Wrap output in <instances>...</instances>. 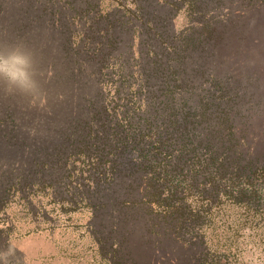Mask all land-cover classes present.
<instances>
[{"label": "trees", "instance_id": "trees-1", "mask_svg": "<svg viewBox=\"0 0 264 264\" xmlns=\"http://www.w3.org/2000/svg\"><path fill=\"white\" fill-rule=\"evenodd\" d=\"M121 1V10L103 15L107 41L115 38L107 28L126 25L131 16L171 54L156 52L137 67L120 58L107 62L105 104L73 140L80 173L72 193L94 196L96 210L107 185L128 174L127 194H134L123 199L128 205L122 200L127 208L120 216L134 218L130 209L139 206L150 232L155 227L157 252L165 251L167 235L185 245L187 257L175 264H264V54L257 37L264 22H238V48L236 21L221 25L226 18L218 20L205 1L178 0L189 15L204 16L174 46L168 39L176 36L157 30L144 0ZM238 1L247 12L264 10V0ZM247 82L253 91L240 90Z\"/></svg>", "mask_w": 264, "mask_h": 264}, {"label": "rangeland", "instance_id": "rangeland-1", "mask_svg": "<svg viewBox=\"0 0 264 264\" xmlns=\"http://www.w3.org/2000/svg\"><path fill=\"white\" fill-rule=\"evenodd\" d=\"M119 1L0 0V51L19 46L30 55V71L44 97L42 105L30 103L27 94L9 93L0 80V252L10 242L16 246L14 256L4 257L8 264H175L187 257L186 246L171 235L163 239L165 251L157 252L155 227L150 232L146 216L136 210L139 206L130 209L134 218L120 216L128 205L124 200L134 194H127L130 175L107 185L96 210L94 196L89 200L72 193L80 173L79 161L71 154L73 140L86 133L105 104L110 89L107 62L120 58L137 67L156 52L171 54L158 37L148 38L141 19L131 16L126 25L107 28L115 37L107 41L103 15L109 8L121 10ZM203 1L208 10L213 6L218 20L226 18L221 25L236 21L238 48L243 44L238 22H264V10L247 12L238 0ZM143 5L163 36H176L174 42L168 39L174 46L179 34L204 16L189 15L178 0H144ZM260 30L261 45L250 41V46L264 54L263 27ZM244 77L242 71L240 81ZM253 85L240 84V90L253 91ZM99 237L103 251L98 249Z\"/></svg>", "mask_w": 264, "mask_h": 264}, {"label": "clouds", "instance_id": "clouds-1", "mask_svg": "<svg viewBox=\"0 0 264 264\" xmlns=\"http://www.w3.org/2000/svg\"><path fill=\"white\" fill-rule=\"evenodd\" d=\"M30 55L19 46L13 47L6 53L0 51V80L5 83V90L9 93L21 92L30 97V103H44V97L39 93L36 81L31 71ZM16 246L9 243L7 249L0 252V264H8L5 256H14Z\"/></svg>", "mask_w": 264, "mask_h": 264}]
</instances>
